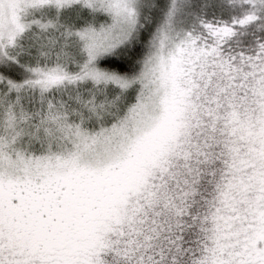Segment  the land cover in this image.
Instances as JSON below:
<instances>
[{"label": "snow or ice", "instance_id": "6c2138e0", "mask_svg": "<svg viewBox=\"0 0 264 264\" xmlns=\"http://www.w3.org/2000/svg\"><path fill=\"white\" fill-rule=\"evenodd\" d=\"M0 264H264V0H0Z\"/></svg>", "mask_w": 264, "mask_h": 264}]
</instances>
